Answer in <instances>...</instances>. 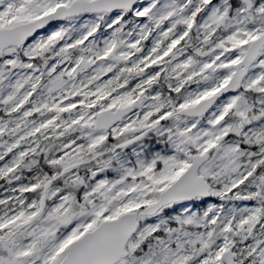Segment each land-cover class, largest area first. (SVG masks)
Listing matches in <instances>:
<instances>
[{"label": "snow or ice", "instance_id": "obj_1", "mask_svg": "<svg viewBox=\"0 0 264 264\" xmlns=\"http://www.w3.org/2000/svg\"><path fill=\"white\" fill-rule=\"evenodd\" d=\"M0 264H264V0H0Z\"/></svg>", "mask_w": 264, "mask_h": 264}]
</instances>
